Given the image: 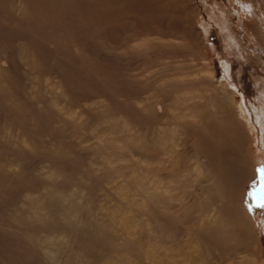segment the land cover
I'll return each instance as SVG.
<instances>
[{
	"label": "rangeland",
	"instance_id": "obj_1",
	"mask_svg": "<svg viewBox=\"0 0 264 264\" xmlns=\"http://www.w3.org/2000/svg\"><path fill=\"white\" fill-rule=\"evenodd\" d=\"M189 231L264 264V0H0V264Z\"/></svg>",
	"mask_w": 264,
	"mask_h": 264
},
{
	"label": "bare ground",
	"instance_id": "obj_2",
	"mask_svg": "<svg viewBox=\"0 0 264 264\" xmlns=\"http://www.w3.org/2000/svg\"><path fill=\"white\" fill-rule=\"evenodd\" d=\"M174 154V153H173ZM209 170V169H208ZM204 179V178H203ZM260 186V185H259ZM261 187V186H260ZM261 189V188H260ZM260 189H258V190H260ZM168 203V202H167ZM167 203H163V204H165L166 206H167ZM173 204V203H172ZM169 205V204H168ZM174 205H176L175 203H174ZM177 205H178V203H177ZM176 205V206H177ZM208 205H209V207H210V209H211V211L213 212V218H211V217H208L207 219H201V221H200V224L198 225L199 226V230H200V228L202 227V230H207V229H209V230H211L212 229V231L215 229V228H217V227H213L214 226V224L216 223V221L219 219V217H220V213H221V210L220 209H218L217 207H212L213 206V202L212 201H209V203H208ZM179 206V205H178ZM168 207H170V206H168ZM181 207V206H180ZM167 208V207H166ZM171 209H173V207H170ZM170 208H169V210H170ZM168 209V208H167ZM179 210H181V209H179ZM160 212V211H159ZM166 212H167V210H166ZM161 213V212H160ZM211 213V212H210ZM167 214V213H166ZM186 214V213H185ZM162 215V214H161ZM164 215V214H163ZM162 215V216H163ZM181 218V217H180ZM178 221V220H177ZM107 228V227H106ZM162 228V227H161ZM164 230V229H163ZM216 230V229H215ZM116 231H118V233L117 234H119V230H116ZM134 231V230H133ZM132 231V232H133ZM99 232V231H98ZM134 232H136V231H134ZM140 232V231H139ZM146 232V231H145ZM131 233V232H130ZM147 233V232H146ZM185 233V232H184ZM187 233V235H186V237L184 238V239H182V240H180V242H178L177 244L174 242L175 240H173V242H174V244H176L175 246H173L174 244H173V242L172 241H170V242H172V246H173V248H169L170 246L169 245H167V246H169V247H166V249L164 248V246H166L165 244V242L163 243L164 244V246H162L163 248H158L157 247V249L156 250H153L152 248H146V252H144V251H142L143 253H140L141 254V257L142 258H148V259H150L151 261H152V263L153 264H211V261H210V263H208V257H209V255L208 254H206L207 255V257H206V255L204 256L203 254H204V252H203V254H201V252L199 253V251H200V249L198 250V248H200L199 247V244L198 243H200L201 244V242L203 241H201V238H200V236L199 235H197L196 237L197 238H192L191 237V235H188V234H190V231L189 232H186ZM196 233V232H195ZM120 234H122V232L120 231ZM119 234V235H120ZM124 234H125V232H124ZM126 234H127V232H126ZM149 234V233H148ZM177 236H178V233L176 234ZM175 235V236H176ZM185 235V234H184ZM134 236V237H133ZM133 236L131 235V237H133V238H135V234L133 233ZM144 236V235H143ZM172 236V235H171ZM171 236H170V238H171ZM174 236V235H173ZM172 236V237H173ZM119 236H117V237H115V238H118ZM127 238V237H126ZM133 238L131 239L132 241H133ZM138 239L140 238V237H137ZM124 239V238H123ZM136 239V238H135ZM141 239V238H140ZM151 239H152V237H151ZM172 239H175V238H172ZM179 239V238H178ZM198 239V240H197ZM204 239H209L208 237L207 238H205L204 237ZM149 240H150V238H149ZM148 240V241H149ZM124 241H125V239H124ZM132 241H131V243H132ZM146 241H147V239H146ZM147 241V242H148ZM150 241H152V240H150ZM149 241V242H150ZM179 241V240H178ZM198 241V242H197ZM200 241V242H199ZM162 242V241H161ZM207 242V241H206ZM160 243V242H159ZM148 244V243H147ZM203 244H205V243H203L202 242V245ZM137 245H139V246H141L142 245V243L140 242V240L137 242ZM150 245V244H149ZM154 245V244H153ZM161 245V244H160ZM138 246V247H139ZM156 246H158V243H157V245ZM147 247V246H146ZM145 248V247H144ZM155 248V247H154ZM167 248H169V249H167ZM134 249V248H133ZM133 249H130V251L131 250H133ZM143 250V249H142ZM202 250V249H201ZM134 251L135 252H138V250L136 251V249H134ZM140 252H141V250H140ZM142 254H143V256H142ZM134 256V255H133ZM132 256V257H133ZM137 256L139 257V255L137 254ZM136 255L134 256L136 259H137V261L141 258V257H137ZM133 257V258H134ZM211 257V256H210ZM209 257V260H211V258ZM141 258V259H142ZM120 259H122V257L121 256H119V260ZM136 261V260H135ZM136 261V262H137ZM140 261V260H139ZM138 261V262H139ZM143 261V260H142ZM141 261V262H142ZM144 261H146V260H144ZM151 261H150V264H151ZM124 262V261H123ZM126 262V261H125ZM115 263V262H114ZM223 263V262H222ZM226 263V262H225ZM110 264V263H109ZM118 264V263H117ZM124 264H126V263H124ZM141 264H143V263H141ZM145 264H146V262H145ZM228 264V263H227Z\"/></svg>",
	"mask_w": 264,
	"mask_h": 264
}]
</instances>
